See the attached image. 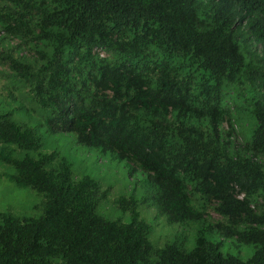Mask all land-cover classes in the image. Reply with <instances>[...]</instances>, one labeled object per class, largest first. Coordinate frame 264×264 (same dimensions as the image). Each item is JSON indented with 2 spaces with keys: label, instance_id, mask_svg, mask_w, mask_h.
Returning a JSON list of instances; mask_svg holds the SVG:
<instances>
[{
  "label": "trees",
  "instance_id": "1",
  "mask_svg": "<svg viewBox=\"0 0 264 264\" xmlns=\"http://www.w3.org/2000/svg\"><path fill=\"white\" fill-rule=\"evenodd\" d=\"M0 25L22 53L0 64L52 108L50 129L138 165L171 222L199 219V194L223 237L256 246L242 261L200 233L192 251L155 250L137 200L120 204L132 223L109 220L99 182L75 180L66 160L49 170L53 155L1 152L46 205L38 219L0 214V264H264V0H0ZM231 86L249 91L248 141ZM0 143L37 150L41 138L0 116Z\"/></svg>",
  "mask_w": 264,
  "mask_h": 264
},
{
  "label": "rangeland",
  "instance_id": "2",
  "mask_svg": "<svg viewBox=\"0 0 264 264\" xmlns=\"http://www.w3.org/2000/svg\"><path fill=\"white\" fill-rule=\"evenodd\" d=\"M19 43V39L6 40L0 36V60L8 54L15 60L19 55L22 56V53L13 48ZM3 52L7 54L3 55ZM99 55L101 58L110 56L107 51ZM22 59L26 63L29 61L24 57ZM32 88L26 79L0 64V116L37 130L41 138V146L37 150L0 143V153H10L15 160L53 155L54 158L47 164L49 170L57 168L60 161L66 160L72 167L75 180L90 177L99 182L101 198L97 213L109 220L132 223V212L124 211L120 204L123 199L137 200L140 218L151 227L149 241L155 250L168 244H179L186 251H192L198 236L203 233L208 241L221 245L220 251L225 256L232 255L242 261H248L254 256V244H243L237 237L225 238L221 235L216 225L222 220L199 194L194 195L193 204L202 216L194 220L171 222L166 214L157 210L154 203L156 186L148 181V174L143 169L126 158L105 152L102 148L80 144L73 133L54 132L47 124L53 114L52 108L43 107ZM225 92L230 93L229 97L237 107V114L240 115L238 123L244 139L248 141L255 127V119L251 115L252 106L244 96L249 91L244 90L243 94L240 88L231 86ZM224 127L227 129L228 125L225 124ZM15 175L14 165L0 158V214H8L21 220L41 218L44 215L46 196L31 187L19 186L13 178ZM205 202L207 207H204L206 204L202 205ZM125 204L132 205L130 202ZM153 258L156 256L153 255Z\"/></svg>",
  "mask_w": 264,
  "mask_h": 264
},
{
  "label": "clouds",
  "instance_id": "3",
  "mask_svg": "<svg viewBox=\"0 0 264 264\" xmlns=\"http://www.w3.org/2000/svg\"><path fill=\"white\" fill-rule=\"evenodd\" d=\"M239 198L242 199L243 198V195H240Z\"/></svg>",
  "mask_w": 264,
  "mask_h": 264
}]
</instances>
